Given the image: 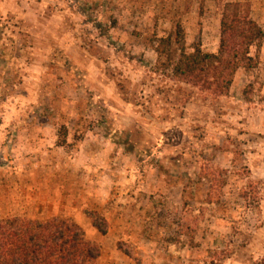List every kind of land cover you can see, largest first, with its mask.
Instances as JSON below:
<instances>
[{"label": "rangeland", "instance_id": "rangeland-1", "mask_svg": "<svg viewBox=\"0 0 264 264\" xmlns=\"http://www.w3.org/2000/svg\"><path fill=\"white\" fill-rule=\"evenodd\" d=\"M228 1L264 27V0H0V218H69L96 264H256L264 44L220 97L154 50L181 22L189 50L216 52Z\"/></svg>", "mask_w": 264, "mask_h": 264}, {"label": "trees", "instance_id": "trees-1", "mask_svg": "<svg viewBox=\"0 0 264 264\" xmlns=\"http://www.w3.org/2000/svg\"><path fill=\"white\" fill-rule=\"evenodd\" d=\"M263 44L264 27L253 18L250 4L228 1L222 11L216 52L205 51L201 43L189 50L181 22L173 35L156 39L154 50L163 72L220 97L230 94L239 69L252 70L259 65ZM245 94L248 96L247 91ZM212 195L209 193L208 202H216ZM87 215L101 234H107L109 225L102 214L87 211ZM100 255V246L69 218H0V264H96ZM256 264H264V256Z\"/></svg>", "mask_w": 264, "mask_h": 264}]
</instances>
